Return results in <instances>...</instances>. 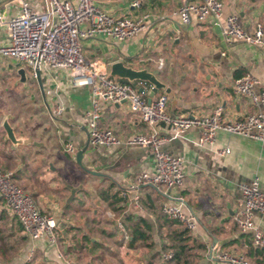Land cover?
Returning <instances> with one entry per match:
<instances>
[{
    "label": "crops",
    "instance_id": "crops-1",
    "mask_svg": "<svg viewBox=\"0 0 264 264\" xmlns=\"http://www.w3.org/2000/svg\"><path fill=\"white\" fill-rule=\"evenodd\" d=\"M24 1L41 12L46 8L44 0ZM93 1L113 16L140 18L144 28L121 41L102 35L83 40L85 59L106 72L116 61L150 71L158 67L160 59L156 79L173 91V97L170 100L162 90L154 95L167 96L166 114L205 116L219 106L221 119L231 121L258 110L247 96H235L231 88L237 71L253 75L258 81L256 90L264 89V56L258 48L238 41L226 44L209 18L180 24L174 14L180 0H141L138 9L130 7L131 0ZM220 1V20L236 14L244 30L251 31L256 22L264 29V0ZM18 12L17 0H0V45L7 43L4 21ZM14 64L0 58V123L7 118L14 135L27 141L12 146L0 127V171H10L15 184L32 196L37 207L55 218L63 259L46 240L24 236L0 199V212L6 220L1 232H6L5 240L19 243L15 249L8 248L7 264H20L24 255L26 261L31 254L40 264H113L110 258L129 264L127 260L138 251L144 258H136L134 264H173L157 254L165 251L161 246L169 243L168 236L179 225L164 223L159 207L164 202L177 203V195L181 210L196 221L194 230L188 231L192 242L204 246L194 248L197 260L214 264L218 252L264 259V246H253L251 231H240L232 221L240 184L256 177L264 194V144L217 131L208 146L198 143L196 128H188L161 143L162 151L184 159L183 186L130 189L138 173H153L150 150L137 145L104 148L87 144L80 167L74 154L87 141L89 89L72 85L65 70L44 68L40 70L43 93L33 81L26 87L14 85L13 68L9 69ZM98 105V126L111 130L120 140L149 132L126 103L99 99ZM56 108L61 111L53 116ZM156 130L167 135L162 123L156 124ZM65 143H71L74 151H64ZM225 149L227 153H220ZM140 219L148 226V239H135L131 245L130 228ZM252 223L264 233V215L253 212Z\"/></svg>",
    "mask_w": 264,
    "mask_h": 264
},
{
    "label": "built area",
    "instance_id": "built-area-1",
    "mask_svg": "<svg viewBox=\"0 0 264 264\" xmlns=\"http://www.w3.org/2000/svg\"><path fill=\"white\" fill-rule=\"evenodd\" d=\"M19 12L4 21L7 30V43L0 45V58H8L15 64L28 69L33 78L35 64L39 71L44 69L65 70L72 85L89 89L91 107L86 125V142L91 147L144 146L152 155L153 173L140 172L130 184V189L149 186L158 190L181 188L184 184V159L162 151L161 143L180 136L188 128L198 130V143L212 145L217 131L257 140L264 144V89L256 90L257 79L250 74L233 78L232 93L245 95L249 102L258 108L254 113L235 118L231 121L221 119V108L213 107L205 116L168 115L164 109L167 96L154 95L147 101L151 85L143 81L122 82L112 78L108 72L97 68L95 62H89L82 53V41L95 35L121 41L139 33L144 25L140 18L128 14L113 16L100 8L93 0H47L50 11H38L24 0H17ZM130 7L138 9L141 0H131ZM222 2L220 0H180L174 14L182 25L191 21L201 22L206 18L220 29L223 41L243 42L256 47L264 56V29L256 22L251 31L244 30L236 14H228L220 20ZM50 14V21L47 16ZM86 22L83 26L82 23ZM45 28L46 31H45ZM158 60V67L161 66ZM111 103L124 101L130 112L149 128L145 134H134L123 140L117 138L109 129L98 126V100ZM61 108H56L53 116ZM166 126L167 135L157 133L156 124ZM63 150L73 152L71 143H65ZM222 150L220 153H227ZM240 194L238 207L232 215L233 224L240 231H251V243L255 247L264 246V233L254 227L252 214L264 215V194L259 190L258 180L252 177L238 187ZM0 198L9 213L20 226L21 233L29 240H46L55 248L58 258L63 259L57 241V223L52 215L41 212L30 196L19 188L10 171H0ZM177 203H162L161 215L176 220L189 231L194 230L196 221L189 212L181 210V197L175 196ZM135 205L140 208L134 198ZM162 260L171 257L170 252H160ZM214 264H264V259L249 260L239 254L218 252Z\"/></svg>",
    "mask_w": 264,
    "mask_h": 264
},
{
    "label": "water",
    "instance_id": "water-1",
    "mask_svg": "<svg viewBox=\"0 0 264 264\" xmlns=\"http://www.w3.org/2000/svg\"><path fill=\"white\" fill-rule=\"evenodd\" d=\"M45 1L46 5V11L49 13L50 7L47 0ZM48 22L50 21V14L47 16ZM47 28H45L46 31ZM13 68V74L15 76L14 85L20 84L23 87H26V84L33 81L38 89L42 92V85H41V79H40V71L37 67V64H35V67L33 69V78L30 76L28 69L25 67L19 66L17 64H14L13 66H9V69ZM160 73L159 67L147 71L145 69H133L130 66H124L121 61H116L110 64L108 75L115 79H122L127 82H130L134 85L135 81H143L148 84H150L151 90L149 92L147 101L150 100V98L156 94L158 91L162 90L168 98L171 100L173 97V91L170 90L168 87H165L161 82H159L156 79V76ZM43 93V92H42ZM118 103H124V101H120ZM0 127L4 133V138L7 140L12 146L21 145L26 143V139L21 137H16L13 132V128L10 127L7 118H4L2 122L0 123ZM87 142L84 144H79L78 150L74 154V160L75 162L80 166V158L84 150H86ZM88 173H93L91 171L85 170ZM95 174V173H94ZM214 243V242H212Z\"/></svg>",
    "mask_w": 264,
    "mask_h": 264
},
{
    "label": "trees",
    "instance_id": "trees-1",
    "mask_svg": "<svg viewBox=\"0 0 264 264\" xmlns=\"http://www.w3.org/2000/svg\"><path fill=\"white\" fill-rule=\"evenodd\" d=\"M243 75L244 74L236 71L234 72L233 77L237 78ZM120 81L126 82L125 80ZM162 217L163 222L167 223L168 225H179V227L173 228V234L168 236L169 243L161 246V250H165L161 252L171 253V257L166 261H171L173 264H207V262L197 260L196 254L193 252L194 248L203 249V244L192 242L193 239L188 233L189 230L183 227L176 220L167 219L163 215ZM147 229V224H145L143 220L140 219L139 223H135L130 228L131 239L129 240V243L132 245L135 239H138L142 242L146 241L148 239Z\"/></svg>",
    "mask_w": 264,
    "mask_h": 264
},
{
    "label": "rangeland",
    "instance_id": "rangeland-1",
    "mask_svg": "<svg viewBox=\"0 0 264 264\" xmlns=\"http://www.w3.org/2000/svg\"><path fill=\"white\" fill-rule=\"evenodd\" d=\"M29 74V73H28ZM29 90L30 89H32V87L31 86H29V88H28ZM27 91V90H26ZM26 93V92H25ZM18 96V95H17ZM25 125H26V123H25ZM26 163V162H25ZM18 186V185H17ZM19 187V186H18ZM20 188V187H19ZM24 192H26L29 196H30V198H31V200L33 201V203L35 204V206L37 207V204L35 203V201H34V199L32 198V196L27 192V191H24ZM38 208V207H37ZM39 209V208H38ZM40 210V209H39ZM41 212H43V213H45V214H48L47 212H44V211H42V210H40ZM0 215H1V212H0ZM49 215H51V214H49ZM6 223V220H5V218H4V216H2L1 215V217H0V227H1V225L2 224H5ZM15 227H18L19 228V225L16 223L15 224ZM2 230H1V228H0V264H7V261L5 262L4 260H5V258H6V255H9L10 254V250H12V249H15L16 248V246H17V244H19L18 242H17V240L15 239V240H13V241H11V240H5V238H6V232H1ZM10 250H9V249ZM6 251H8V252H6ZM130 256V255H129ZM138 257H143L144 258V256L142 255V253H141V251H138L137 253H136V256L134 257L133 255L131 256V260H127L128 261V263L129 264H134L136 261V258H138ZM110 259H112V262L111 263H113V264H119L117 261H115L113 258H110ZM20 264H40V262L39 261H34L33 260V255L31 254V255H29L28 256V258H27V260L25 261V255H24V257H23V261H22V263H20Z\"/></svg>",
    "mask_w": 264,
    "mask_h": 264
}]
</instances>
